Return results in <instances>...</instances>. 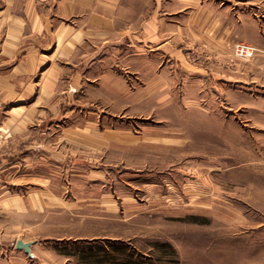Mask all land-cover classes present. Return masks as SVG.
I'll list each match as a JSON object with an SVG mask.
<instances>
[{"label":"rangeland","instance_id":"374dc122","mask_svg":"<svg viewBox=\"0 0 264 264\" xmlns=\"http://www.w3.org/2000/svg\"><path fill=\"white\" fill-rule=\"evenodd\" d=\"M126 2L149 43L86 54L113 69L0 130V264H264V0Z\"/></svg>","mask_w":264,"mask_h":264},{"label":"crops","instance_id":"0c3cea01","mask_svg":"<svg viewBox=\"0 0 264 264\" xmlns=\"http://www.w3.org/2000/svg\"><path fill=\"white\" fill-rule=\"evenodd\" d=\"M3 3L0 130L6 128L11 138L38 116H50L48 105L52 102L68 101V94H85L84 87L98 76L92 71L113 69L109 63L92 60V56L86 59V54H99L109 47L126 48L134 41L147 45L149 30L155 32L158 26L154 16L152 19L149 15L140 21L138 33L122 26L123 22L135 21L132 11L128 15L121 13L124 5H129L124 0H4ZM69 85L71 92L67 90ZM19 164L0 159V212L4 211L6 201L13 198L6 194L5 182L20 181ZM25 166L30 177V161ZM6 173L10 175L8 180L4 177ZM15 175L18 177L14 178ZM33 175L35 178V172Z\"/></svg>","mask_w":264,"mask_h":264},{"label":"water","instance_id":"95a60500","mask_svg":"<svg viewBox=\"0 0 264 264\" xmlns=\"http://www.w3.org/2000/svg\"><path fill=\"white\" fill-rule=\"evenodd\" d=\"M35 242H23L22 240H17L15 243V248L17 250L24 251L30 258H33V254L31 252V247Z\"/></svg>","mask_w":264,"mask_h":264},{"label":"built area","instance_id":"2783aa9c","mask_svg":"<svg viewBox=\"0 0 264 264\" xmlns=\"http://www.w3.org/2000/svg\"><path fill=\"white\" fill-rule=\"evenodd\" d=\"M238 53L240 54H247V53H249V51H248V49H245V48H240L239 47V49H238Z\"/></svg>","mask_w":264,"mask_h":264},{"label":"bare ground","instance_id":"6f19581e","mask_svg":"<svg viewBox=\"0 0 264 264\" xmlns=\"http://www.w3.org/2000/svg\"><path fill=\"white\" fill-rule=\"evenodd\" d=\"M251 49V48H250ZM251 51H253V50H251Z\"/></svg>","mask_w":264,"mask_h":264}]
</instances>
